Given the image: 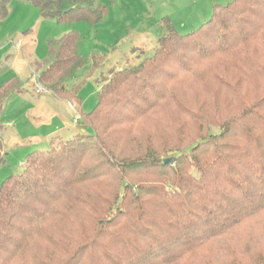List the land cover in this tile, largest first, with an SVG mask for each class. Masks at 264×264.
Instances as JSON below:
<instances>
[{
  "label": "trees",
  "instance_id": "1",
  "mask_svg": "<svg viewBox=\"0 0 264 264\" xmlns=\"http://www.w3.org/2000/svg\"><path fill=\"white\" fill-rule=\"evenodd\" d=\"M20 1L60 23L106 15L96 0ZM160 26L154 54L140 50L138 65L103 77L88 113L85 81L66 84L87 63L79 35L48 41L37 84L76 103L85 130L29 153L2 182L0 264H264V87L214 135L207 101L179 95L202 83V65L219 56L232 75L211 78L218 91H240L251 72L264 78V63L248 52L264 45V0L216 6L186 35L168 18ZM91 60L102 68L104 57ZM22 89L18 77L0 86V163L3 108ZM188 127L198 128L197 140L183 148Z\"/></svg>",
  "mask_w": 264,
  "mask_h": 264
},
{
  "label": "rangeland",
  "instance_id": "2",
  "mask_svg": "<svg viewBox=\"0 0 264 264\" xmlns=\"http://www.w3.org/2000/svg\"><path fill=\"white\" fill-rule=\"evenodd\" d=\"M233 1L96 0L97 4L106 8V15L99 23L92 24L86 20L71 23L46 20L35 6L20 0H7V15H0V86L9 79L18 77L24 91L13 94L3 111L1 121L5 127L3 136L6 140L7 156L0 163V187L9 176L23 170L29 153L48 149L53 138L69 140L73 137L65 132H54V124L45 118L44 121H39H43L39 125L33 119L36 118L37 103L32 97L37 102L39 96L36 92L39 72L35 64L47 58L50 39H60L70 32L79 35V51L87 63L66 84L70 87L85 81L80 97L82 109L88 113L97 105V93L103 77H107L112 70L138 65L143 59L141 51L149 56L154 54L157 42L164 34V29L160 26L162 19H170L179 33L186 35L210 20L216 6H224ZM258 49L251 47L248 52L251 53L249 60L256 57L254 60L260 65L264 63V45H260ZM93 56L104 57L102 68L93 70ZM249 65L244 64L245 67ZM230 66L220 56L211 64L206 62L201 67L205 72L199 77L202 83L197 82L192 88L183 90L182 87L179 90L180 97L184 96L192 102L198 99H201L198 100L201 103L207 101L206 115L210 116V132L213 135L220 132V126L226 120L239 115L241 109L244 110L243 105L246 102L251 103L264 87V78L251 72L248 78L244 76L240 91H218L216 82L211 78L220 74L223 77L231 76ZM210 89L215 92L212 93ZM203 90H209V94L205 95ZM76 109L78 112V107ZM79 115L81 121V114ZM197 131L198 128L195 127L187 128L188 138L184 141L183 148L197 140ZM19 141H25V144L18 145V148ZM174 156L169 154L168 158ZM190 172L196 174L195 169H190ZM142 181L148 182L145 179ZM247 234L250 231L247 230L241 236L245 237ZM229 240L234 242L236 239L230 237Z\"/></svg>",
  "mask_w": 264,
  "mask_h": 264
},
{
  "label": "crops",
  "instance_id": "3",
  "mask_svg": "<svg viewBox=\"0 0 264 264\" xmlns=\"http://www.w3.org/2000/svg\"><path fill=\"white\" fill-rule=\"evenodd\" d=\"M36 86H37V84H36ZM22 91H24V90L22 89ZM21 92H18V93L21 94ZM32 98H33L34 102L37 103L36 104L37 109L35 112L36 118H33L37 125H39L40 123H43V121H44L43 119L45 118V120H48L54 124V126H55V127H53L54 132H56V130H57L58 132L61 131V132L68 133V135L71 134V135L75 136L78 133L85 130L82 121H79L78 123L75 122L76 115H75V112L73 109L74 106L72 103H70L66 100H63V99H59L52 94H48V95L39 94L37 102H36L34 97H32ZM5 105H4V108H5ZM4 108H3V111H4ZM78 112H79V110H78ZM37 113H38V115H36ZM2 115H3V113H2ZM40 120H43V121L39 122ZM37 125H34V126H37ZM53 134H55V133H53ZM53 139H55V138H53ZM4 143H5L4 157H6L7 156V152H6L7 149H6L5 138H4ZM22 144H25V141L24 142L19 141L17 146L18 145L21 146ZM19 146H18V148H19Z\"/></svg>",
  "mask_w": 264,
  "mask_h": 264
},
{
  "label": "built area",
  "instance_id": "4",
  "mask_svg": "<svg viewBox=\"0 0 264 264\" xmlns=\"http://www.w3.org/2000/svg\"><path fill=\"white\" fill-rule=\"evenodd\" d=\"M36 92L38 93V94H41V95H48V94H51L46 88H44L43 86H41V85H39V84H37V86H36ZM74 112H75V115H76V119H75V122L77 121H79L80 120V115L78 114V112H77V109H76V106H74Z\"/></svg>",
  "mask_w": 264,
  "mask_h": 264
},
{
  "label": "water",
  "instance_id": "5",
  "mask_svg": "<svg viewBox=\"0 0 264 264\" xmlns=\"http://www.w3.org/2000/svg\"><path fill=\"white\" fill-rule=\"evenodd\" d=\"M169 162H171V160L169 159V160H166V163H169Z\"/></svg>",
  "mask_w": 264,
  "mask_h": 264
}]
</instances>
